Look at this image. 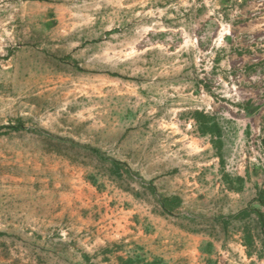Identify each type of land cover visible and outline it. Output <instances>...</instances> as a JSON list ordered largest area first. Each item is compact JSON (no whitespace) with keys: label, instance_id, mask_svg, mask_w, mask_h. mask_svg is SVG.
I'll list each match as a JSON object with an SVG mask.
<instances>
[{"label":"rangeland","instance_id":"1","mask_svg":"<svg viewBox=\"0 0 264 264\" xmlns=\"http://www.w3.org/2000/svg\"><path fill=\"white\" fill-rule=\"evenodd\" d=\"M0 264H264V0H0Z\"/></svg>","mask_w":264,"mask_h":264},{"label":"trees","instance_id":"2","mask_svg":"<svg viewBox=\"0 0 264 264\" xmlns=\"http://www.w3.org/2000/svg\"><path fill=\"white\" fill-rule=\"evenodd\" d=\"M194 119L199 126V131L201 135L203 136L209 135L212 136L213 138H217L218 140L216 143L217 148L218 149L223 148V142L221 140L222 129L218 125V123L213 118L200 112L195 113ZM239 181H242V179H240ZM166 202L169 203L168 206L171 209L178 208L181 205V199L179 197H174Z\"/></svg>","mask_w":264,"mask_h":264}]
</instances>
